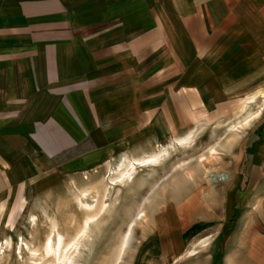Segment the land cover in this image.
<instances>
[{
  "label": "crops",
  "instance_id": "1",
  "mask_svg": "<svg viewBox=\"0 0 264 264\" xmlns=\"http://www.w3.org/2000/svg\"><path fill=\"white\" fill-rule=\"evenodd\" d=\"M262 70L264 0H0V194L33 157L72 173L188 142L196 115L255 90ZM231 150L226 179L207 181L220 204L237 197L217 264H264V136ZM179 247L164 261L216 264Z\"/></svg>",
  "mask_w": 264,
  "mask_h": 264
},
{
  "label": "rangeland",
  "instance_id": "2",
  "mask_svg": "<svg viewBox=\"0 0 264 264\" xmlns=\"http://www.w3.org/2000/svg\"><path fill=\"white\" fill-rule=\"evenodd\" d=\"M263 108L264 70L255 90L231 94L196 115L184 145L158 146L147 157L162 155L155 167H139L134 173L129 165L137 159L124 157L108 166L66 173L44 171L37 164L41 158L33 157L30 170L0 194V264H63L54 251L53 257L45 252L47 242L56 245L59 236L66 246L77 245L69 253L70 264H173L164 255L176 246H181L183 261L211 255L216 264L221 262V244L236 222L234 214L224 229L225 202L229 208L237 197L224 193L220 204L216 192L206 191L207 181L210 175L226 179L218 167L230 149L249 150L264 136ZM56 163L51 159L52 166ZM204 196L209 205L203 204ZM208 227L211 235H204ZM54 249L59 257L60 250Z\"/></svg>",
  "mask_w": 264,
  "mask_h": 264
},
{
  "label": "bare ground",
  "instance_id": "3",
  "mask_svg": "<svg viewBox=\"0 0 264 264\" xmlns=\"http://www.w3.org/2000/svg\"><path fill=\"white\" fill-rule=\"evenodd\" d=\"M263 110H264V108H263ZM187 140L185 139V140H179L178 141V145H184L185 144V142H186ZM167 154V153H166ZM161 158H162V155L161 154H159V155H156V156H152V157H150V158H147V159H142V160H136V161H134L133 163L131 162V164L129 165V166H131V170L135 173L136 172V170L140 167H150V166H157V165H159L160 164V162H161ZM129 162V163H130ZM127 168H128V166H127ZM126 169V168H125ZM130 170V171H131ZM125 171V170H124ZM129 171V172H130ZM128 172V171H127ZM132 172V173H133ZM209 174V173H208ZM123 175H124V172H123ZM128 175H131V174H128ZM121 176V175H120ZM127 176V175H126ZM220 176V175H219ZM210 177V181L211 182H216V181H218V180H220V179H224V178H222V177H218V178H213L214 176H212V175H210L209 176ZM119 178V177H118ZM120 179V178H119ZM144 214V213H143ZM143 214L141 215V216H143ZM123 240V239H122ZM52 241L53 240H49L48 242H47V244H46V246H45V252H46V255L47 256H49V257H53L52 256V254L53 253H55V257L54 258H57L56 260L58 261V262H61V263H63V264H70V257H69V253L71 252L72 253V251H73V253L74 252H76L75 251V249L77 248V245L76 244H74V245H65L64 244V240L62 239V237H58V241H57V243H56V245H54V242H53V246H52ZM124 241V240H123ZM125 245H126V243H125V241L123 242V247H125ZM54 246H57V248H58V250H60V254H59V257H57L56 256V250L54 249ZM75 248V249H74ZM74 249V250H73ZM77 250V249H76ZM54 251V252H53ZM53 252V253H52ZM70 253V254H71ZM45 255V256H46Z\"/></svg>",
  "mask_w": 264,
  "mask_h": 264
}]
</instances>
